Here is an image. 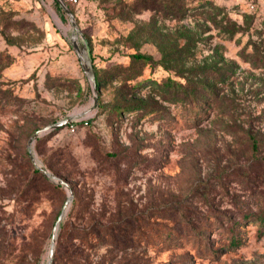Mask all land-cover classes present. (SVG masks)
<instances>
[{"label": "rangeland", "instance_id": "rangeland-1", "mask_svg": "<svg viewBox=\"0 0 264 264\" xmlns=\"http://www.w3.org/2000/svg\"><path fill=\"white\" fill-rule=\"evenodd\" d=\"M60 1L0 0V264H264V0Z\"/></svg>", "mask_w": 264, "mask_h": 264}, {"label": "water", "instance_id": "water-1", "mask_svg": "<svg viewBox=\"0 0 264 264\" xmlns=\"http://www.w3.org/2000/svg\"><path fill=\"white\" fill-rule=\"evenodd\" d=\"M59 5L62 7V9L68 14L70 20H72V13L70 12V10H68L60 0H57ZM74 25V23H73ZM73 46L75 48V51L77 53V56L80 58L81 62L83 63V66H84V72L87 76V78L89 79L90 83H91V86H92V89H93V92H94V102L96 101V78H95V71H94V67H93V61H92V58L88 52V50L86 49L85 46H79L75 41H73ZM71 121V117H67V118H64L60 121H57V122H54L48 126H45L44 128L38 130L35 132V134H33V136L31 137V139L29 140V144L32 143L33 140H35L40 134H42L44 131H47V130H50V129H53V128H59V127H62L64 125H67L69 124ZM30 156L31 158L36 162L35 158L33 157L32 153L30 152ZM37 164V163H36ZM37 167L39 168V170L46 176H49V177H52V178H55L57 180L58 183L64 185L68 191H69V195L71 196V188L69 186V184L56 177L54 174L50 173L46 168H44L43 166L41 165H38L37 164ZM71 198H68L65 202V207L68 205V203L70 202ZM63 217V213L60 214L58 216V219H57V226L59 225V222L60 220L62 219ZM56 229V228H55ZM53 243H54V236H52V239H51V247H50V252H49V256L51 257L52 253H53Z\"/></svg>", "mask_w": 264, "mask_h": 264}, {"label": "trees", "instance_id": "trees-1", "mask_svg": "<svg viewBox=\"0 0 264 264\" xmlns=\"http://www.w3.org/2000/svg\"><path fill=\"white\" fill-rule=\"evenodd\" d=\"M237 31H239V27L236 26L234 23H231L230 24V28H229L230 34H234ZM135 57L138 58V59H144V60L147 59V57L144 56L143 54H135ZM255 58L259 60V59H261V56L260 55H256ZM92 61H93V59H92ZM260 145H262V144L256 137H251V143H250L249 146H250V148H251V150L253 152L257 151L259 149ZM256 161L258 163H262L263 166H264V156L261 159L256 160ZM258 219H259L260 225L262 227H264V213L263 214H258Z\"/></svg>", "mask_w": 264, "mask_h": 264}, {"label": "built area", "instance_id": "built-area-1", "mask_svg": "<svg viewBox=\"0 0 264 264\" xmlns=\"http://www.w3.org/2000/svg\"><path fill=\"white\" fill-rule=\"evenodd\" d=\"M87 119L88 117H84V124H87ZM75 123H76V119L75 118H71V121L69 123V126H70V130L71 131H74L75 130Z\"/></svg>", "mask_w": 264, "mask_h": 264}, {"label": "bare ground", "instance_id": "bare-ground-1", "mask_svg": "<svg viewBox=\"0 0 264 264\" xmlns=\"http://www.w3.org/2000/svg\"><path fill=\"white\" fill-rule=\"evenodd\" d=\"M39 163V162H38Z\"/></svg>", "mask_w": 264, "mask_h": 264}]
</instances>
